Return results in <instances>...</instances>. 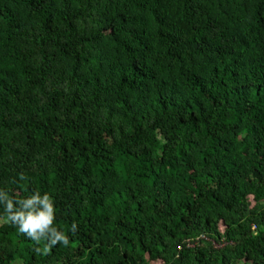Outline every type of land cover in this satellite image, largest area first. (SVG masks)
I'll return each instance as SVG.
<instances>
[{
  "label": "trees",
  "instance_id": "trees-1",
  "mask_svg": "<svg viewBox=\"0 0 264 264\" xmlns=\"http://www.w3.org/2000/svg\"><path fill=\"white\" fill-rule=\"evenodd\" d=\"M0 189V264H264V0H0Z\"/></svg>",
  "mask_w": 264,
  "mask_h": 264
},
{
  "label": "clouds",
  "instance_id": "clouds-1",
  "mask_svg": "<svg viewBox=\"0 0 264 264\" xmlns=\"http://www.w3.org/2000/svg\"><path fill=\"white\" fill-rule=\"evenodd\" d=\"M21 180L26 179L22 174ZM0 206H3L5 222L18 228V231L27 235L28 238L39 244L42 240L47 241L41 249L35 251L41 255H48L51 249L58 243L69 245V238L64 232L54 227L55 207L51 197L45 193H34L27 199L14 200L8 193L0 189ZM71 232H77V225H71Z\"/></svg>",
  "mask_w": 264,
  "mask_h": 264
},
{
  "label": "built area",
  "instance_id": "built-area-1",
  "mask_svg": "<svg viewBox=\"0 0 264 264\" xmlns=\"http://www.w3.org/2000/svg\"><path fill=\"white\" fill-rule=\"evenodd\" d=\"M201 241H207V242H210L211 243V240L210 239H208L206 236H202L197 241H188V248H194V247L198 246V244Z\"/></svg>",
  "mask_w": 264,
  "mask_h": 264
},
{
  "label": "rangeland",
  "instance_id": "rangeland-1",
  "mask_svg": "<svg viewBox=\"0 0 264 264\" xmlns=\"http://www.w3.org/2000/svg\"><path fill=\"white\" fill-rule=\"evenodd\" d=\"M18 264H23L22 262H19Z\"/></svg>",
  "mask_w": 264,
  "mask_h": 264
}]
</instances>
